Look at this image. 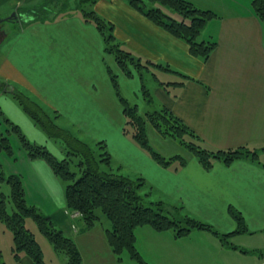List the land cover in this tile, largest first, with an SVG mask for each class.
<instances>
[{"label":"crops","instance_id":"1","mask_svg":"<svg viewBox=\"0 0 264 264\" xmlns=\"http://www.w3.org/2000/svg\"><path fill=\"white\" fill-rule=\"evenodd\" d=\"M43 1L0 0V21L15 28L9 35L1 34L0 81L31 93V100L53 113L59 127L77 132L81 140L87 142L88 135H93L89 139L104 143L111 157L121 162V169L125 165L146 183L157 185L173 197L174 204L186 207L188 215L221 234L231 233L223 239L213 234L210 243H203L192 238L209 231L192 230L176 237L168 230L150 231V226H140L156 241L169 240L166 246L154 244L150 250L136 248L144 263H187L191 255L202 252L194 257L216 256V264H264L263 246L259 251L248 250L227 241L264 234V32L252 12V0H187L214 13L198 37L216 43L205 60L193 56L186 42L157 26L126 0H97L93 5L96 14L112 24L113 36L121 47L141 61L158 65L154 70L159 74L153 75L156 107L168 108L210 149L248 147L257 152L256 159L239 158L228 165L216 160L208 169L176 141L157 135L151 125L163 149L159 154L165 158L179 155L186 161L183 166L177 161L169 166L159 164L123 132L125 117L110 72L112 64L118 65L108 56L101 32L79 11L49 12L45 20L27 16L28 21L22 23L5 20L12 11L32 10ZM115 72L126 93H139L138 74L134 72L129 79L119 68ZM134 104L141 107L140 113L145 109L142 98ZM63 206L50 219L54 226L55 221L65 223V228L55 227H62L74 241L81 264H123L125 252L116 255L107 242L110 223L106 218L87 226L79 213L68 210L65 203ZM230 208L243 217V231L234 233L238 224ZM125 255L126 264H140L127 252ZM1 262L34 264L24 253L15 259L12 251L11 257Z\"/></svg>","mask_w":264,"mask_h":264},{"label":"trees","instance_id":"2","mask_svg":"<svg viewBox=\"0 0 264 264\" xmlns=\"http://www.w3.org/2000/svg\"><path fill=\"white\" fill-rule=\"evenodd\" d=\"M96 1L44 0L32 10L24 11L26 16L24 17L22 13L18 20L24 22L27 20V16L28 19L45 20L49 12L60 15L70 11H79L86 21L93 22L101 32L107 52H112L114 45L117 46V50L127 54L112 52L116 63L124 71V74L132 77V71L129 67H125L123 59L128 56L136 57L115 41L112 24L108 23L107 25L93 9ZM126 1L157 26L186 42L193 56L205 60L215 47L216 43L213 40H198L204 25L214 16L212 11L198 8L187 0ZM162 7L168 9L172 16L167 15ZM251 8L254 15L260 20L264 32V0H252ZM12 21H17L16 15L12 17ZM1 22L3 21H0V24ZM106 26L108 27L106 28ZM142 62L146 63L147 70L149 66H158L151 61ZM141 77L140 74L139 78ZM111 80L125 117L123 132L129 135L138 147L159 164L169 166L172 162L177 161L179 165L183 166L186 161L179 155L165 158L155 151L148 143L146 123H149L163 137L173 139L192 153L206 169L210 168L216 160L228 165L239 158H257V152L248 147L213 150L202 145L200 138L179 117L164 106H155L153 97L143 84H141V91L145 109L139 114L138 107L128 103L120 94L116 75L112 72ZM10 88L12 91H9ZM1 92L11 94L23 110L41 125L47 135L60 140L64 153L62 159L54 156L44 145L27 141L20 134L16 125L2 118L11 125V130L19 135L21 145L27 154L32 159L45 160L52 172L65 182L64 196L68 210L79 213L87 226H92L100 218L108 220L110 228L106 229V238L111 250L116 255L120 256L122 252L126 251L131 258L140 264H145L135 247V229L144 225L150 226L156 231H171L176 237L186 235L192 230H206L220 238L231 234H221L207 223L188 215H182L179 208L175 207V212H171L163 201L146 200L147 193L140 194V189L145 184L144 179L141 177L132 179L120 174L119 168L112 166L111 155L106 150L104 143L97 142L98 150H94L87 142L59 127L54 120L49 118L46 111L30 97L3 81H0ZM1 114L0 111V116H2ZM185 135L195 139L196 142L185 141L183 139ZM2 148L9 149V142L7 135L0 130V149ZM6 181L10 185L9 201L6 200L5 195H0V220L12 233L11 251L13 257L18 259L20 254L24 253L32 259L34 264H47L34 234L25 226V220L30 218L36 223L40 233L47 238L53 249L57 253L65 255L64 264H81L80 252L74 241L61 229L56 228L49 216L42 214L35 206L27 204L20 179L8 176ZM8 203L11 204V212L7 210ZM229 212L238 224L234 233L243 231L244 221L240 212L233 208H230ZM0 264L4 263L0 261Z\"/></svg>","mask_w":264,"mask_h":264},{"label":"rangeland","instance_id":"3","mask_svg":"<svg viewBox=\"0 0 264 264\" xmlns=\"http://www.w3.org/2000/svg\"><path fill=\"white\" fill-rule=\"evenodd\" d=\"M38 5V4H37ZM149 5V4H148ZM163 8V7H162ZM163 11L167 15H171L170 11L168 9L163 8ZM12 11L10 15L13 13ZM23 12L21 11H16V17L17 20L20 18L19 16L22 15ZM26 13L23 14V16ZM32 15V14H31ZM22 16V17H23ZM172 16V15H171ZM178 17V16H177ZM179 18V17H178ZM104 22L107 23L108 21L104 18H102ZM20 22V21H19ZM4 25L0 27V39H1V34L4 35H9L10 32H13L15 30L13 25H9L8 22H3ZM22 23V22H21ZM108 26H106L107 28ZM5 33H3V32ZM200 40V38H198ZM112 52H117L121 53L122 55H127L126 53L121 52L120 50H117V46H112ZM123 48V47H122ZM125 49V48H123ZM129 51V50H128ZM112 52H108V56L114 58V55ZM115 60V58H114ZM123 64L125 67H129V69L132 71V76L133 73L135 72L138 74V76L141 74V78H139L140 83L145 86L146 89H148L149 94L153 97V102L155 106L158 104L157 97L155 95V79H154V74L156 73L157 75L159 74L158 71L154 70V66H149L148 70L145 67L146 63L142 62L141 60H138L136 58H131L130 56L125 57ZM114 62V61H113ZM116 62V60H115ZM118 65V64H117ZM112 73L116 75V82L119 87V92L124 97L128 103L134 104L139 99L143 98L142 96V91L140 90L139 93H126L128 90L123 89L121 86V81L120 78L116 74V68H118L122 71L124 74V71L119 67L112 64ZM125 69V68H124ZM111 70V69H110ZM125 75V74H124ZM126 76V75H125ZM129 79L132 77L126 76ZM141 89V88H140ZM22 94L26 96L31 97V93L28 92H21ZM136 94V95H135ZM32 98V97H31ZM141 108V107H140ZM138 108L141 112V109ZM138 110V113L140 114ZM0 111L1 115L0 116V130L3 132L5 135H7L8 142H9V149H0V195L3 194L6 197V200L9 201V194H10V185L6 181L8 176H15L18 177L22 183V186L24 188V194H25V199L28 205H33L35 206L42 214L45 216H49L52 219L56 216V214L60 213L62 208L64 207L65 203V196H64V191H65V182L58 178L56 175H54L51 171V168L49 164L41 159H32L25 149L22 147L19 135L15 133L14 131L11 130V125L6 123L3 119L5 118L6 120H9V122L13 123V125H16L20 131V134L27 140L30 141L31 143H35L37 145H44L47 150H49L54 156H56L58 159L63 158V150L61 148L60 140L56 137L49 136L47 133L44 131V129L41 127V125L36 122L33 118H31L24 110L23 108L19 105L17 100L13 98L8 93H0ZM50 111H47L46 113L48 114L49 118L57 121L56 117H54L53 113H48ZM143 112V111H142ZM3 118V119H2ZM150 124H147L146 128V134L148 138V143L149 145L156 150L158 153H162V147L160 146V143L156 140L155 134L152 133L154 131L151 126L149 128ZM156 131V130H155ZM71 133V131H69ZM157 135L162 136L158 131ZM74 133V132H73ZM75 136L77 135V132L74 133ZM87 136V134H86ZM84 136L86 139L87 137ZM89 136L93 135H88V144L94 149H97L96 143L99 141H92L90 140ZM80 139H83L82 136H78ZM163 137V136H162ZM166 138V137H164ZM171 139V138H170ZM183 139L185 141H192L196 142L195 139H192L191 137L184 136ZM191 139V140H190ZM171 149V148H170ZM173 151V149H171ZM112 166L119 168L118 172L120 174H123L125 176H129L130 178L134 179L136 177H139L138 175H135L129 168H127L125 165L120 166V163L115 161V158L112 156ZM40 159V161H39ZM36 160V161H35ZM39 161V162H38ZM41 163L44 165V167L41 166ZM50 171V173H49ZM2 177V178H1ZM142 178V177H141ZM145 182V181H144ZM145 194L147 193V197L150 198L152 201H163L166 203V208L171 210V212H175V207L180 209V213L182 215H188V210L186 207H184L181 204H174V199L173 197L166 193L163 192L157 185H150L148 182L141 187L140 189V194ZM147 200V198H146ZM149 201V200H148ZM183 207V210L181 209ZM60 209V211H59ZM7 210L11 212V204H7ZM190 214V213H189ZM190 217V215H188ZM192 218V216H191ZM194 218V217H193ZM198 219V218H194ZM199 220V219H198ZM75 223V222H73ZM65 223H59L58 221H55V226H64ZM25 226L34 234L35 239L39 243L43 255L45 257V261L47 264H61L60 261L62 259H65L64 254H56L52 248V245L50 242L47 240V238L40 233V230L38 229V226L36 223L30 219L27 218L25 220ZM62 227H56L62 229ZM75 226H73L74 228ZM149 227V226H147ZM150 231H154L153 228L151 229L150 227L148 228ZM63 230V229H62ZM138 230L137 232V239L135 240V247L138 248V250L144 251V250H150L153 248L154 244H162V245H167L168 244V239L167 238H161L156 241V239L153 238V236H149L150 232H142L139 227L135 229V231ZM206 234H199V236H195L197 238H192L196 241L203 242V243H210L212 240V233L209 232H204ZM262 235V236H261ZM250 237V238H249ZM152 238V239H151ZM190 239V238H189ZM188 238H186L185 241H191ZM257 239V240H255ZM154 240V241H153ZM259 240H264V234H256L253 236H246V240L240 241L239 238H234V239H228V242H233L235 245H237L239 248L245 247L248 248V250H251L253 248L254 250L259 251V249L264 247V241H259ZM94 242H96V238L93 239ZM159 241V242H158ZM196 241L193 242V245L196 244ZM12 233L11 231L6 227V225L0 220V259L1 261L8 260L9 257H11V246H12ZM172 243V242H171ZM190 243V242H189ZM239 244V245H238ZM241 246V247H240ZM263 246V247H262ZM83 252L84 251V247ZM86 248H88L86 246ZM156 248V247H155ZM257 248V249H255ZM253 250V251H254ZM123 254V264L125 263V258L127 255L126 251ZM202 252H197L193 255H191V260L188 262V259H186L187 263H178V264H211L214 262L216 264V256L213 258H204V257H194V256H199ZM207 260V263L204 261Z\"/></svg>","mask_w":264,"mask_h":264},{"label":"water","instance_id":"4","mask_svg":"<svg viewBox=\"0 0 264 264\" xmlns=\"http://www.w3.org/2000/svg\"><path fill=\"white\" fill-rule=\"evenodd\" d=\"M15 16V14L14 13H12L11 15H10V17H8L7 19H5V20H9V19H11L12 17H14ZM9 91H12V88H10V90Z\"/></svg>","mask_w":264,"mask_h":264}]
</instances>
